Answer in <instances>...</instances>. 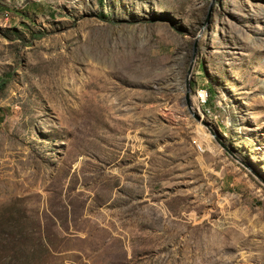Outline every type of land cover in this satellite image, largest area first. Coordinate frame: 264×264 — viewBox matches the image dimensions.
<instances>
[{"label":"rangeland","instance_id":"1","mask_svg":"<svg viewBox=\"0 0 264 264\" xmlns=\"http://www.w3.org/2000/svg\"><path fill=\"white\" fill-rule=\"evenodd\" d=\"M0 78V264H264V0H0Z\"/></svg>","mask_w":264,"mask_h":264},{"label":"water","instance_id":"2","mask_svg":"<svg viewBox=\"0 0 264 264\" xmlns=\"http://www.w3.org/2000/svg\"><path fill=\"white\" fill-rule=\"evenodd\" d=\"M196 54V48H193V52H192V58L195 56ZM190 93H191V86L188 80H186L185 82V104L187 105L188 109L190 110L191 114H194L191 110V101H190ZM196 120H198V116L195 115Z\"/></svg>","mask_w":264,"mask_h":264},{"label":"trees","instance_id":"3","mask_svg":"<svg viewBox=\"0 0 264 264\" xmlns=\"http://www.w3.org/2000/svg\"><path fill=\"white\" fill-rule=\"evenodd\" d=\"M16 32L18 33V31L16 30V28H13ZM7 80L8 78L4 79V78H0V91L3 90V88L5 87L6 83H7ZM208 101V100H207ZM2 119V115H1V112H0V120Z\"/></svg>","mask_w":264,"mask_h":264},{"label":"built area","instance_id":"4","mask_svg":"<svg viewBox=\"0 0 264 264\" xmlns=\"http://www.w3.org/2000/svg\"><path fill=\"white\" fill-rule=\"evenodd\" d=\"M203 90V89H202ZM204 91V90H203ZM204 96L206 98V100H208V94L204 91ZM209 112V111H208Z\"/></svg>","mask_w":264,"mask_h":264},{"label":"bare ground","instance_id":"5","mask_svg":"<svg viewBox=\"0 0 264 264\" xmlns=\"http://www.w3.org/2000/svg\"><path fill=\"white\" fill-rule=\"evenodd\" d=\"M208 113H210V112H208Z\"/></svg>","mask_w":264,"mask_h":264}]
</instances>
